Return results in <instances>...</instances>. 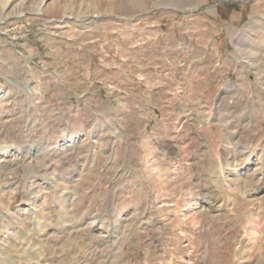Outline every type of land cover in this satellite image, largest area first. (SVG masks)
Returning a JSON list of instances; mask_svg holds the SVG:
<instances>
[{
	"label": "rangeland",
	"instance_id": "rangeland-1",
	"mask_svg": "<svg viewBox=\"0 0 264 264\" xmlns=\"http://www.w3.org/2000/svg\"><path fill=\"white\" fill-rule=\"evenodd\" d=\"M215 1L0 0V264H264V0Z\"/></svg>",
	"mask_w": 264,
	"mask_h": 264
},
{
	"label": "bare ground",
	"instance_id": "bare-ground-1",
	"mask_svg": "<svg viewBox=\"0 0 264 264\" xmlns=\"http://www.w3.org/2000/svg\"><path fill=\"white\" fill-rule=\"evenodd\" d=\"M45 0H39V3L36 4L35 8L31 10V13H40L42 11V4ZM21 5L20 4H15L7 13V16L11 15H22L23 12L20 11ZM22 9V8H21ZM13 156H18V153L16 151L10 150L8 148H1L0 149V161L8 158V157H13ZM256 163L254 164L255 167H257L259 164L257 163V160L255 161ZM220 175L217 176V182L222 180L225 176L219 173ZM204 203V202H203ZM31 204V203H30ZM197 205V204H196ZM201 206V205H198ZM32 211L34 210L31 208ZM34 212V211H33ZM35 213V212H34Z\"/></svg>",
	"mask_w": 264,
	"mask_h": 264
},
{
	"label": "water",
	"instance_id": "water-1",
	"mask_svg": "<svg viewBox=\"0 0 264 264\" xmlns=\"http://www.w3.org/2000/svg\"><path fill=\"white\" fill-rule=\"evenodd\" d=\"M220 2L226 3V1H224V0H217V1H215V2L213 3V5H214V4H218V3H220ZM229 2L243 3V2H246V0H231V1H229ZM74 21L78 22V20H76V19H75Z\"/></svg>",
	"mask_w": 264,
	"mask_h": 264
}]
</instances>
